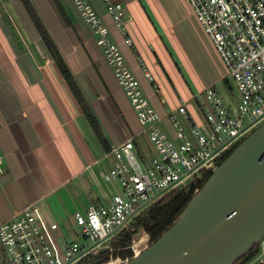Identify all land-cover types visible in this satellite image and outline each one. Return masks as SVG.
Returning a JSON list of instances; mask_svg holds the SVG:
<instances>
[{
  "label": "crops",
  "instance_id": "0c3cea01",
  "mask_svg": "<svg viewBox=\"0 0 264 264\" xmlns=\"http://www.w3.org/2000/svg\"><path fill=\"white\" fill-rule=\"evenodd\" d=\"M58 1L66 19L55 0H32L108 146L95 134L20 0H0V224L38 202L58 224L70 214L74 220L77 211L104 204L108 187L102 176L112 166V148L131 138L139 148L145 137L92 31L73 3ZM113 1L123 3L132 19L127 30L133 47L125 44L103 1L90 0L164 118L166 131L174 135L168 115L180 100L203 123L197 96L212 87L223 94L227 71L187 1ZM143 65L158 92L145 78ZM259 254L264 260V240ZM248 264H257L256 258Z\"/></svg>",
  "mask_w": 264,
  "mask_h": 264
},
{
  "label": "built area",
  "instance_id": "2783aa9c",
  "mask_svg": "<svg viewBox=\"0 0 264 264\" xmlns=\"http://www.w3.org/2000/svg\"><path fill=\"white\" fill-rule=\"evenodd\" d=\"M69 1L95 36L155 154L151 159L142 156L134 138L112 148V166L102 176L108 187L105 203L74 215L78 234L89 240L88 245L65 241L59 224L45 204L38 202L0 224V264H80L105 252H110L111 259L110 242L134 218L171 191L185 190L202 180L264 125V0H186L219 55L230 88L225 87L227 92L222 94L212 87L197 96L204 118L201 124L189 113L188 102L180 100L168 115L173 136L164 128V118L152 107L109 26L90 0ZM102 1L125 44L133 47L127 30L132 19L125 5ZM143 68L145 78L158 92L152 73ZM260 257L256 256L257 264H264Z\"/></svg>",
  "mask_w": 264,
  "mask_h": 264
},
{
  "label": "water",
  "instance_id": "95a60500",
  "mask_svg": "<svg viewBox=\"0 0 264 264\" xmlns=\"http://www.w3.org/2000/svg\"><path fill=\"white\" fill-rule=\"evenodd\" d=\"M209 175L156 242L115 264H233L260 244L264 240V125ZM192 187L193 183L185 191ZM141 236L138 231L133 240Z\"/></svg>",
  "mask_w": 264,
  "mask_h": 264
},
{
  "label": "trees",
  "instance_id": "16d2710c",
  "mask_svg": "<svg viewBox=\"0 0 264 264\" xmlns=\"http://www.w3.org/2000/svg\"><path fill=\"white\" fill-rule=\"evenodd\" d=\"M55 1L57 3L58 8L61 10L64 18L66 19V15L59 1ZM20 2L23 5L25 11L27 12L29 18L31 19L32 23L34 24L47 50L53 58L58 71L65 80L69 90L71 91L79 107L81 108L82 112L89 121L95 134L97 135L101 143L105 147H107L108 142L104 136V133L97 117L95 116L89 102L86 100L78 82L76 81L73 72L67 65L64 57L62 56L59 48L57 47L53 37L51 36L49 30L47 29L41 16L39 15L32 0H20ZM224 84L227 89L230 88L228 81H225ZM229 155L230 153L225 156L221 160V162L223 163L229 157ZM209 176V174H205L202 180L198 181L193 185L192 190L190 192H186L185 190L171 191L162 198L158 199L144 212L134 218L131 223L110 242L113 248H115L116 250H120L119 253H113V256H118L124 260L127 258H132L133 253L131 251V246L133 243V236L140 229L145 230L151 243L156 242L162 236V234L176 222L182 211L191 201L196 189H200L208 180ZM259 253L260 244H256L233 264H248L253 261ZM110 255V252H105V254H102L98 257H89L83 260L80 264H90L97 260H101L100 264H104L109 261Z\"/></svg>",
  "mask_w": 264,
  "mask_h": 264
},
{
  "label": "rangeland",
  "instance_id": "374dc122",
  "mask_svg": "<svg viewBox=\"0 0 264 264\" xmlns=\"http://www.w3.org/2000/svg\"><path fill=\"white\" fill-rule=\"evenodd\" d=\"M225 92H227V89ZM139 145H140L139 148H140V152H141L142 156H144L147 159H151L154 156V154H155L154 150L152 149V146L149 143L146 136L139 141ZM58 222H59V226L61 228V232L63 234V237H64L65 241H67L68 243L75 242V243L83 244V245H88L90 243L88 239L83 237V235L78 234L79 229L75 225V222H74L71 214L64 219L63 223H61L60 221H58ZM139 233L142 234V236H141L142 242H139L140 239H137L136 237L134 238L132 246H131V251L133 253V256L135 255L134 250H133V248L135 249L134 246H137V250H139L141 247L144 248L145 246H150V244H151L149 237L146 233H144L141 230H139ZM140 243H142V244H140ZM112 251H113V253H115V252L119 253L120 250H116L115 248L112 247ZM127 259L124 260L118 256H116V257L113 256L111 259H109V261H114V263H116L117 260L124 262ZM104 264H106V263H104Z\"/></svg>",
  "mask_w": 264,
  "mask_h": 264
},
{
  "label": "bare ground",
  "instance_id": "6f19581e",
  "mask_svg": "<svg viewBox=\"0 0 264 264\" xmlns=\"http://www.w3.org/2000/svg\"><path fill=\"white\" fill-rule=\"evenodd\" d=\"M141 241H142V240H141ZM109 264H115V263H112V262H111V263H109Z\"/></svg>",
  "mask_w": 264,
  "mask_h": 264
},
{
  "label": "flooded vegetation",
  "instance_id": "af4514ba",
  "mask_svg": "<svg viewBox=\"0 0 264 264\" xmlns=\"http://www.w3.org/2000/svg\"><path fill=\"white\" fill-rule=\"evenodd\" d=\"M139 242H142L141 240Z\"/></svg>",
  "mask_w": 264,
  "mask_h": 264
}]
</instances>
